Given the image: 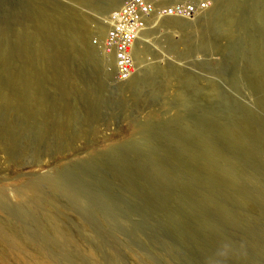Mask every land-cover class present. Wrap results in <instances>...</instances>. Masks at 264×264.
Wrapping results in <instances>:
<instances>
[{
	"label": "rangeland",
	"instance_id": "obj_1",
	"mask_svg": "<svg viewBox=\"0 0 264 264\" xmlns=\"http://www.w3.org/2000/svg\"><path fill=\"white\" fill-rule=\"evenodd\" d=\"M0 193V264H264V0H0Z\"/></svg>",
	"mask_w": 264,
	"mask_h": 264
},
{
	"label": "bare ground",
	"instance_id": "obj_2",
	"mask_svg": "<svg viewBox=\"0 0 264 264\" xmlns=\"http://www.w3.org/2000/svg\"><path fill=\"white\" fill-rule=\"evenodd\" d=\"M45 180L46 179H44L43 177H39L38 179H36V181H34L35 187L36 186H38V187L43 186ZM58 185H59V183L57 182V180L56 181L54 180V183L51 184L50 189L53 191V194L56 193V188H57ZM29 192H30V190L28 189V187H23L20 190V194H22V195L28 194ZM49 197L51 199L55 198L52 194H50ZM0 204H4V199H3V196H2L1 193H0ZM20 215H21V218L23 220L27 219V216H26V214L24 212H21ZM37 216H38L39 221H40L39 222V227H40L43 235L47 239L51 240V243H52V245L54 247L60 248L61 250L64 251V250H66L65 248L67 246H71L74 251L81 252L80 251L81 247H80L79 241L78 240L76 241L74 239V237H72L70 234L67 233L66 228H63L61 226V223H60V221H59V219L57 217L52 216V215H48V214H45V215L37 214ZM7 225H8L9 229H11L14 232H17L16 227L13 224L7 223ZM82 229L84 231L86 230L84 226H81V231H82ZM49 232H52L54 234L53 235V239L49 236ZM86 253L85 254H86L88 262L90 264H101L97 260V258L95 256V254L93 253V251H91V250L90 251H86Z\"/></svg>",
	"mask_w": 264,
	"mask_h": 264
}]
</instances>
